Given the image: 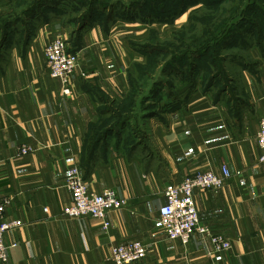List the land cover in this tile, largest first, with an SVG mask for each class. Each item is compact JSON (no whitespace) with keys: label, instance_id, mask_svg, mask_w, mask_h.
<instances>
[{"label":"crops","instance_id":"crops-1","mask_svg":"<svg viewBox=\"0 0 264 264\" xmlns=\"http://www.w3.org/2000/svg\"><path fill=\"white\" fill-rule=\"evenodd\" d=\"M67 1H49L27 18L31 28L24 34L18 29L16 39L0 37V49L6 47L0 62V198L9 199L5 219L20 221L4 234L7 261L0 264H114L111 248L132 240L147 252L128 264H264V166L256 142L264 116V40L245 55L228 57L220 90H192L180 106L143 119L147 130L133 143L92 139L91 127L108 112L103 107L129 92L132 45L147 24L92 18L76 31L79 15L63 13ZM6 2L0 0V28ZM56 36L78 55L68 93L49 75L44 57ZM20 145L32 150L21 154ZM72 166L90 190L112 188L125 200L107 212L106 229L89 215L62 214L71 203L65 180ZM222 166L229 171L222 186L195 189L193 200L199 221L230 247L214 251L199 234L186 244L168 239L159 222L163 190L200 171L221 176Z\"/></svg>","mask_w":264,"mask_h":264},{"label":"rangeland","instance_id":"rangeland-1","mask_svg":"<svg viewBox=\"0 0 264 264\" xmlns=\"http://www.w3.org/2000/svg\"><path fill=\"white\" fill-rule=\"evenodd\" d=\"M28 1L26 3L30 4L31 0ZM91 1L68 0L63 12L69 17L77 16L79 11L94 4L105 15L110 13L118 20L132 16L147 24L139 30L132 45L129 92L112 106L103 107L108 112L91 127L92 139L105 135L125 145L133 143L147 130L143 119L180 106L192 90L204 92L209 81L213 80L210 93L220 90L228 57L233 53L245 55L248 46L252 48L264 40V0H210L213 4L183 0L185 10L173 19V14L167 11L174 9L179 0ZM196 3L199 5L186 20H177ZM24 6L20 1L6 2L7 21L6 26L0 28V37L8 34L9 39L14 40L18 29L24 34L31 28L27 20L31 12H22ZM80 6L83 9L78 10ZM144 13L165 14L164 19L143 20L140 16L146 15ZM232 35L235 36L230 39ZM5 48L0 49V62ZM198 51H204V55L192 56Z\"/></svg>","mask_w":264,"mask_h":264},{"label":"built area","instance_id":"built-area-1","mask_svg":"<svg viewBox=\"0 0 264 264\" xmlns=\"http://www.w3.org/2000/svg\"><path fill=\"white\" fill-rule=\"evenodd\" d=\"M46 66L52 78L59 79L63 91L68 93V84L71 74L78 62V55L69 47L68 41L62 36L53 37L43 49ZM256 142L261 149L258 161L264 166V116L260 118L256 132ZM19 153L25 154L32 150L30 146L20 145ZM221 176L212 170L196 172L182 178L179 182L168 185L163 190L165 202L159 208V222L166 237L170 240H179L186 244L194 234L208 237L214 251H223L230 247L229 241L220 234L212 233L210 227L199 221L193 191L195 189L216 191L224 180L229 177L227 167H221ZM65 187L71 194V203L62 208V214L68 217L89 215L101 222L106 229L109 222L106 214L111 209H119L125 205V200L116 195L112 188L95 192L88 188L79 173L77 166L68 169ZM8 198H0V263L7 261V245L4 243V234L20 221L5 219V208ZM46 211V209H44ZM147 246L139 241L132 240L119 243L111 248V258L114 264H128L146 255Z\"/></svg>","mask_w":264,"mask_h":264},{"label":"trees","instance_id":"trees-1","mask_svg":"<svg viewBox=\"0 0 264 264\" xmlns=\"http://www.w3.org/2000/svg\"><path fill=\"white\" fill-rule=\"evenodd\" d=\"M7 1H10V2H13V1H20V2H22V3H24L25 4V6L24 7H22V12H25V13H29V12H31V15L30 16H32V15H34V16H36L39 12H40V8L41 7H43V6H47V5H45V4H48L49 3V0H31V3L30 4H27L26 2H29L28 0H25V1H22V0H7ZM86 0H84V2H85ZM93 1V0H92ZM91 1V2H92ZM218 1V0H217ZM203 2L204 3H207V4H213L212 3V1H210V0H203ZM55 3V2H54ZM178 4L175 6V8L174 9H172V10H168L167 12H171L173 15H172V19L175 17V16H177V14H180L181 12H183L184 10H185V8L183 7V0H179L178 2H177ZM22 5V4H21ZM178 6V7H177ZM82 6H80V7H78L79 9L78 10H81V9H83V8H81ZM77 9V8H76ZM83 11V13L81 14V12ZM260 12H261V10H260ZM41 13V12H40ZM64 13V12H63ZM144 14H146V13H144ZM150 14V15H149ZM149 14H146V15H141L140 17L143 19V20H149V18L152 20V19H164V14H158V15H152L151 13H149ZM30 16H27V17H30ZM146 16H148V17H146ZM6 18V17H5ZM92 18H94V19H102L103 21H105V22H112V21H114V20H118V19H116V18H114V16L112 15V14H110V13H106V15H105V12H103V11H101V9H99V8H97V6L96 5H94V4H90V5H88V7L87 8H85V9H83V10H81V11H79V17L75 20L76 22H77V29H76V31H78V30H81L83 27H84V25L88 22V21H90V19H92ZM122 20H126V21H136L135 19H134V17H126L125 16V18H123ZM7 20L5 19V22H6ZM75 22V23H76ZM6 26V25H5ZM4 26V27H5ZM77 41H78V39H76ZM75 43H77L76 41H75ZM76 46V45H75ZM204 51H198V53L197 54H192V56H197V55H204V53H203ZM211 86H213V80L212 81H209V83H207L206 84V89H210L211 88ZM125 97V96H124Z\"/></svg>","mask_w":264,"mask_h":264}]
</instances>
